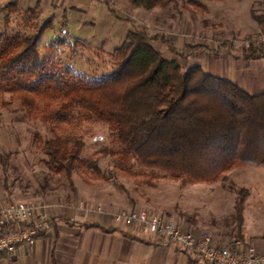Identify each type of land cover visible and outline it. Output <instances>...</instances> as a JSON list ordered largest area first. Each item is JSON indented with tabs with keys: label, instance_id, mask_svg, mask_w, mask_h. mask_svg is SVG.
<instances>
[{
	"label": "rangeland",
	"instance_id": "374dc122",
	"mask_svg": "<svg viewBox=\"0 0 264 264\" xmlns=\"http://www.w3.org/2000/svg\"><path fill=\"white\" fill-rule=\"evenodd\" d=\"M8 1L0 0V7ZM12 1L16 9L6 19L0 10V28L32 31L47 22L39 51L50 69L75 83L87 80L86 75L90 80L110 74L115 69L111 53L134 28L146 31L153 37L151 45L183 70L199 66L233 82V67L239 65L233 54L241 52L233 39L243 38L237 36L235 20L251 8L256 14L264 8V0L253 5L251 0H175L151 10L135 8L128 0ZM28 8L34 13L25 15ZM242 78L250 83V94L264 92L261 75L247 72ZM8 100L7 95L0 100V203L77 195L97 208L109 204L117 211L140 204L185 227L211 230L220 245L239 247L244 241L264 246V166L238 164L222 178L183 181L133 155L123 158L107 124L81 109H71L68 123L52 125L37 109L29 113ZM54 136L83 142L70 177L46 163L42 141ZM238 197L244 199L241 223L235 217ZM144 248L139 264H206L193 251H177L173 243Z\"/></svg>",
	"mask_w": 264,
	"mask_h": 264
},
{
	"label": "trees",
	"instance_id": "16d2710c",
	"mask_svg": "<svg viewBox=\"0 0 264 264\" xmlns=\"http://www.w3.org/2000/svg\"><path fill=\"white\" fill-rule=\"evenodd\" d=\"M128 1L151 10L175 0ZM15 5L10 0L0 7L5 19ZM24 13L33 14L34 9ZM252 17L259 23L264 20L262 14L253 12ZM46 26L47 22L32 31L14 32L0 28V100L7 95V104L16 100L29 113L37 109L52 125L68 123L71 109H81L107 124L123 158L133 155L143 165L183 181L222 178L238 164L264 166V92L247 93L199 66L183 70L151 45L153 37L136 28L111 53L115 69L110 74L70 82L50 69L39 51ZM42 145L48 167L70 177L82 140L54 136ZM243 202L238 197L235 203L239 223Z\"/></svg>",
	"mask_w": 264,
	"mask_h": 264
},
{
	"label": "crops",
	"instance_id": "0c3cea01",
	"mask_svg": "<svg viewBox=\"0 0 264 264\" xmlns=\"http://www.w3.org/2000/svg\"><path fill=\"white\" fill-rule=\"evenodd\" d=\"M260 11L264 15V8ZM252 13L251 8L246 17L240 16L235 20L237 36H249V33L264 29V20L257 22ZM238 49L241 52L233 54L239 64L238 68L233 67V82L249 93L250 83L242 76L248 72L264 79V47L258 52ZM43 202L52 217L53 231L38 237L34 245H18L15 256L0 253V264H139L144 247L169 243L166 240L149 243L132 234L115 219L114 213L118 208L109 204L97 210V204L77 195L45 198ZM87 202L90 205L86 206ZM214 242L220 244L215 238ZM239 243L243 250L253 246L258 254L264 255V246L244 241L243 245ZM176 250L183 251L177 247Z\"/></svg>",
	"mask_w": 264,
	"mask_h": 264
},
{
	"label": "built area",
	"instance_id": "2783aa9c",
	"mask_svg": "<svg viewBox=\"0 0 264 264\" xmlns=\"http://www.w3.org/2000/svg\"><path fill=\"white\" fill-rule=\"evenodd\" d=\"M233 45L242 50L264 47V31L235 38ZM114 217L143 241L158 243L166 240L179 250L193 251L207 264H264V255L258 254L253 246L238 252L231 245H218L211 230L185 227L179 220L155 213L140 204L117 211ZM53 229V220L44 202L0 203V253L15 256L18 245H34L38 237Z\"/></svg>",
	"mask_w": 264,
	"mask_h": 264
}]
</instances>
